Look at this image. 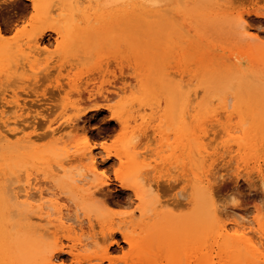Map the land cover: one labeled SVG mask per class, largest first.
Segmentation results:
<instances>
[{
	"label": "rangeland",
	"instance_id": "374dc122",
	"mask_svg": "<svg viewBox=\"0 0 264 264\" xmlns=\"http://www.w3.org/2000/svg\"><path fill=\"white\" fill-rule=\"evenodd\" d=\"M37 1L41 4L40 12L33 11L30 0H0V34L3 36L0 45L8 55L0 70V106L7 111L8 117L17 115L19 112H14L19 108L29 118L40 113L41 116L35 117L36 131L33 133V129H28L27 133L43 135L49 124L53 127L70 126L72 128L63 134L62 145L71 147L86 142L97 149L104 147L103 153L109 155L123 150L132 134L144 130L145 135L139 133L142 139L140 144L149 147V153L143 154L139 160L146 159L150 167H158L161 171L165 162L172 159L180 161L181 154L178 150L172 152L165 147L166 144H179V140L176 131L162 124V106L154 110L158 103L162 105L166 93L153 87V83L161 79L178 83L186 80L190 72L198 73L206 65H215L211 79L234 80V83L222 85L223 89H232L230 92L234 97L228 102L227 109L228 113H233L231 125L240 124L241 119L246 118L243 111L252 110L256 116L246 126L259 123L261 135L249 155L237 154L230 163L222 161L221 156L215 158L216 167L213 165L214 170L211 169L214 176L209 172L213 176L209 185L224 216L218 222L209 224L215 228L226 227L227 236H232L230 226L239 221L231 220L229 216L235 213L245 218L240 223H252L256 228L254 221H258L264 229V191L259 179L261 176L264 180V0H165L159 7L144 4L143 0H129L126 6L113 11L98 9L93 0ZM192 5L193 10L206 12V20L195 13L191 14ZM160 9L163 11L160 12ZM239 17L247 21L245 29L237 25L240 24ZM44 28L53 29L54 32L45 31L38 39V33ZM235 57L239 58V63ZM228 62H231L233 69ZM140 75H144L148 81L153 103L151 110L143 108L136 114L124 100L131 90H137L136 79ZM240 78H245L243 83L237 82ZM174 90L177 87L174 86ZM212 96L208 99V106L205 105L209 114L220 106ZM223 115L220 118L225 122L227 114ZM113 116H121L123 124ZM208 124L206 121V127ZM217 132L220 137L214 142L217 141L219 148L227 138L222 132ZM233 137L239 140L242 134L235 132ZM214 142L212 146H216ZM36 145L47 149L49 140L42 137ZM234 150L236 148L232 147ZM68 162L66 168L71 170L84 167V163L72 158ZM125 163L124 159L110 158L98 168L96 180H108L112 200L119 204L106 208L107 219H113V223H116L118 218L133 212L134 221L144 218V222L151 226L184 214L180 205L164 206L158 203L165 199H179L176 194L184 186L178 179L179 171L173 170L177 179L165 191V183L166 186L162 184V187H156L155 170L148 175L144 186L139 187L151 201L150 205L144 206V211L149 208V212L146 210L145 216L140 219L135 211L138 202L133 201L131 206H125L124 195L115 181V174ZM38 164L31 161L23 169L28 171L43 193H48L46 177L58 175L55 169L57 164ZM37 168H41V171H37ZM14 169L24 174L22 168ZM19 170H14V173L21 178L23 174ZM43 195L44 201L50 200L49 196ZM85 198L90 204L87 207L89 210L99 205L98 199L93 196L87 194ZM63 200L59 195V209L62 211L69 206ZM129 200H133L130 192ZM160 213L161 220L151 216ZM160 230L154 239H138L134 247L128 246L116 235L117 245L108 254L102 250L109 241H99L80 250L79 260L81 264H96L97 259L101 260V264H157L153 257L161 250L156 248L155 242L163 236H174L183 231L179 222ZM245 232L249 241L242 247L247 246L257 255L256 264H264V241H257L258 236L251 230ZM236 234L240 235L241 231H236ZM221 237L222 231L209 229L201 259L203 264L235 263L230 260L232 255H229L232 245L223 242ZM60 244L63 247L70 245L61 234ZM162 251L168 252L170 249ZM193 260L192 254L189 262ZM56 264L79 262L64 254L58 255Z\"/></svg>",
	"mask_w": 264,
	"mask_h": 264
},
{
	"label": "bare ground",
	"instance_id": "6f19581e",
	"mask_svg": "<svg viewBox=\"0 0 264 264\" xmlns=\"http://www.w3.org/2000/svg\"><path fill=\"white\" fill-rule=\"evenodd\" d=\"M30 1L32 2L33 11L40 12L41 4L39 1ZM93 1L98 9L113 11L126 6L129 0ZM143 3L151 7H159L165 3V0H143ZM190 9L191 14L195 13L202 20H206L207 14L205 11L193 10V5ZM159 11L162 12L163 9ZM243 19L239 17L240 24L237 23V25H241L245 29L247 21L245 22ZM45 31L54 32L53 29L44 28L40 30L37 38H41ZM2 38L3 36L0 34V40ZM214 40L211 41L214 42ZM208 50L210 51L209 48ZM5 53L3 46L0 45V70L8 60V55ZM234 59L239 63V58L235 57ZM230 63L228 66L232 65ZM213 66L208 67L206 65L202 67V70L199 69L198 73L190 72L186 76V80H180L178 83L167 79H161L153 83V87L166 93L161 101L162 105L158 103L154 110L160 109L162 106V124L164 123L169 130L176 131L177 140H179V144H166L165 147L170 148L172 152L178 150L181 154L180 161L176 162L172 159L165 162L161 171L158 167H150L146 159L139 160L143 154L149 153V150H147L149 147L140 144L142 139H140L139 133L145 135L144 130L141 132L139 130L138 134L130 135V140H127L128 142L123 150L109 155L103 153L104 147L97 149L93 144L86 142L81 145L74 144L71 147L62 145L63 134L72 128L70 126L61 127L58 125L53 127L49 124L46 126L43 135L27 133L28 129H33V133L36 131L37 122H35V117L41 116V114L37 113L36 116L29 118L26 117L27 113L22 112L19 108L17 112H14V114L19 112L17 115L8 117L7 111L3 106H0V264H56L58 255L64 254L72 258L74 262L81 264L78 252L97 244L99 241H109L102 250L104 254H108V251L117 245L116 235L120 237L122 242L134 247L138 239H154L162 227H172L177 222L182 225V234L163 236L155 242L156 248L158 247L161 250L153 257L157 264H203L201 259L205 238L211 228L222 231V241L232 245L229 255H232L230 260H234L235 263L228 262L227 264H256L257 255L247 246L243 248L242 245L249 241L246 230H251L257 235V241H264V229L258 221H254L256 224V228H254L252 223L247 225L240 223L245 218L233 213L229 218L239 222H233L230 226L229 230H233L232 236H227L228 230L226 227L223 229L215 228L209 224L213 221L218 222L219 218L224 216L213 198L212 188L209 185L214 176L211 169L216 164L215 158L221 156L222 161L230 163L234 157H237V154L245 153V155H249L255 142L260 140L261 135L259 123L246 126L248 121L256 116V113L252 110L243 111V114L246 112L244 114L246 118L241 119L240 124L236 126L231 125L234 117H232L233 113H228L227 109L229 108L228 102L234 97L231 95L232 89L230 92L227 88L223 89L222 85L234 83V80H222L220 77H217L220 78L218 80L211 79L215 72ZM169 76L171 77V75H165V77ZM245 78H248V76ZM245 78H240L237 82L243 83ZM147 82L144 75H140L136 79L137 90H131L127 99L124 100L129 105V109L133 110V113L137 114L143 108L152 109L151 91ZM174 86L177 87V90H174ZM211 94L220 106L209 114L205 105L208 106L210 103L208 99ZM206 113L209 116H205ZM221 114H227L225 122L221 121ZM113 118L123 124L121 116L120 118L113 116ZM206 121L210 124H208V127H206ZM217 131L222 132L227 138L219 148H217V141L214 142L220 137H218ZM235 132L242 134L241 139L238 140L233 137ZM42 137L49 140L47 149L36 145ZM213 142L216 143V146H212ZM142 147L143 149H141ZM232 147L236 148L234 150L236 154L232 151ZM138 149H141V151H137ZM70 158L84 163V167L73 170L66 168ZM110 158L126 161L121 170L115 174V181L119 184L122 195H124L125 206H131L133 201L138 202L135 211L139 213L140 219L145 216L146 210L149 212V208L144 211V206L151 204L144 191L139 190V187L144 186L146 183L148 175L157 170L155 173L156 187L166 186L165 184H167L166 188L163 187V190L168 191L170 184L177 179L173 170L179 171L178 179L184 184L182 191L176 194L179 199H165L158 203L164 206L180 205L184 209V214L166 223L159 224L156 222L151 226L148 225V222H144L146 220L144 218L138 222L137 220L134 221L132 218L133 212L118 218L116 223H113V219H107L106 208L119 204L112 200L108 180L97 181L96 178L98 177L99 166L105 164ZM31 161H37L38 165L43 166L52 162L57 164V168H55L57 171H54L58 172V175L51 178L46 177L45 184L48 185L46 189V191H49L48 193H43L37 183L32 181L28 171L23 169V166L30 164ZM232 164L234 165V163ZM14 167L22 168L24 174L23 171L14 169ZM14 170L21 171L22 177L19 178ZM38 170L41 171V168H37ZM209 172L211 175L213 174L212 177ZM14 177L16 179H13ZM259 179L264 191V180L261 176ZM148 190L151 192L149 185ZM129 192L133 198L132 201L129 200ZM43 194L49 196L50 200L44 201L45 196ZM87 194L98 199L99 205L97 207L93 206V209L90 210L87 208L90 205L86 202L85 195ZM59 195L64 199V202L69 204L63 211L59 209ZM245 213L244 215H246ZM151 216L162 219L161 213ZM236 231H241V234L237 235ZM59 234L70 245L67 247L59 245ZM249 234L251 235V233ZM262 245H264V242H262ZM165 248H169L170 251H162ZM192 254L194 260L189 262ZM88 263L86 262V264ZM96 264H101V260L97 259Z\"/></svg>",
	"mask_w": 264,
	"mask_h": 264
}]
</instances>
